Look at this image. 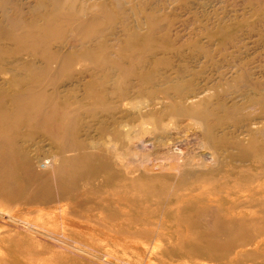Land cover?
I'll return each instance as SVG.
<instances>
[{"label": "rangeland", "instance_id": "1", "mask_svg": "<svg viewBox=\"0 0 264 264\" xmlns=\"http://www.w3.org/2000/svg\"><path fill=\"white\" fill-rule=\"evenodd\" d=\"M196 94L207 131L219 120L230 143L214 172L228 180L220 209H242L224 216L185 197L180 215L214 245L173 222L177 198L137 208L132 184L111 192L88 155L90 138L137 113L130 104L187 113L180 99ZM252 145L264 152V0H0V264H264V228L238 243L247 222L264 225V159ZM148 150L152 164L166 161L159 144ZM229 216L242 226L232 242Z\"/></svg>", "mask_w": 264, "mask_h": 264}, {"label": "bare ground", "instance_id": "2", "mask_svg": "<svg viewBox=\"0 0 264 264\" xmlns=\"http://www.w3.org/2000/svg\"><path fill=\"white\" fill-rule=\"evenodd\" d=\"M198 98L199 94L188 95L180 99V103L186 105L184 108L187 113H142V111L151 112L156 105H160V102L155 103V106H152L149 102L142 105H132L129 103L131 110H135L137 113H120L125 122H120L116 118L114 119L111 127L113 129L112 136L109 133L106 138L98 139V142H96V139L90 138L91 141L87 143H90L88 155L95 167L93 171H96L99 166V169L103 171V176L109 180L111 192L125 195L123 193L124 187L127 183L132 184V187H130L132 190L127 193L131 194L130 196L135 203L134 206L137 208H139L136 205L137 202H145L142 197H148L150 201L153 200L152 198L158 200L160 196L165 195H171L173 198L175 197V200L177 198L178 204L170 208L174 213L173 215L177 217L173 219V222L177 224V227L191 231V234L188 236L190 237L188 239L190 242L201 244L212 243L214 245L219 241L218 238L206 233H196L198 232V230L195 231L196 227H194L193 231L191 225H194L198 220L194 219L192 214L191 216L180 215L181 210L184 209V205L191 201V198H186L185 200V197L193 196L192 200H195L201 195L202 203L200 207H211L213 203L215 209H212V207L211 209L224 216L242 212V209H239L236 213L233 210L229 212L228 210L220 209L221 206L219 205L218 198L220 194L216 192V189L218 186L219 189L226 188L228 180L221 174H214V172H219L217 169L221 165H225L222 160L228 159V152L226 153V151H228L230 143L225 142V139L220 135L226 132V129L216 130L219 120L212 122L211 130L207 131L205 128V125L208 124L207 121H201L204 114L201 113L203 100H197ZM36 117L28 113L24 119L29 123H34ZM132 117L137 119V125H134L129 120ZM65 121L66 118L62 120V122ZM241 127L243 128L238 129V131L242 130L243 132L238 134L242 136L245 130L249 128V125L245 124ZM30 131L28 130V132ZM207 141H210V144ZM155 144H159L163 149V155H166V157L164 156L165 158L161 159H165L166 161L152 164L148 160V147ZM28 148H35V144L29 145ZM252 149L253 153H250L251 157L264 159V152L262 150L257 149L254 145H252ZM24 151L26 155H30L28 149L25 147ZM220 151H224V153ZM131 152L138 153L132 157L130 156ZM246 154L249 156L248 153ZM96 156L101 157L102 161H98ZM167 171L176 174L175 177H169ZM183 173L190 175L189 177H185L187 185L178 180ZM177 181L179 182L177 185L181 188L179 190L173 187V184L178 183ZM154 185L159 186L163 190L162 193L159 194L158 190L153 188ZM135 187L141 188L144 191L136 192ZM180 192L184 193L185 196H181ZM213 197H217V199ZM233 216L227 217V221L224 222L226 224V229L224 230L226 235L224 237H226V241L229 240L230 242L236 238L233 237L235 228L242 227L240 223H237V225L233 224L231 228L228 227L230 222L232 223L234 220ZM200 222L202 223V219ZM249 228H264V225L258 220L247 222L246 229L241 236V241L238 242L241 245L247 246L253 240L254 234L249 233ZM263 230L260 229L259 232L263 233Z\"/></svg>", "mask_w": 264, "mask_h": 264}]
</instances>
